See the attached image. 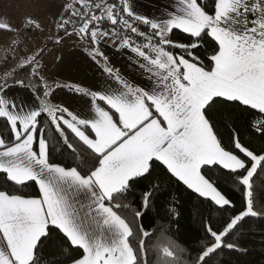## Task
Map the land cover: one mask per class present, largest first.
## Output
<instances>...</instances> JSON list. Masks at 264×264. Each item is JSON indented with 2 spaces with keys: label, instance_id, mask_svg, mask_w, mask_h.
I'll return each mask as SVG.
<instances>
[{
  "label": "snow or ice",
  "instance_id": "obj_1",
  "mask_svg": "<svg viewBox=\"0 0 264 264\" xmlns=\"http://www.w3.org/2000/svg\"><path fill=\"white\" fill-rule=\"evenodd\" d=\"M32 5L0 15V264L264 248V0Z\"/></svg>",
  "mask_w": 264,
  "mask_h": 264
},
{
  "label": "trees",
  "instance_id": "obj_2",
  "mask_svg": "<svg viewBox=\"0 0 264 264\" xmlns=\"http://www.w3.org/2000/svg\"><path fill=\"white\" fill-rule=\"evenodd\" d=\"M247 139V137H245ZM213 175H216L213 173ZM230 187V186H225ZM28 194H32V189L28 190ZM234 200L236 201L237 205L239 206V193H234L233 196ZM192 202H185L181 207L182 218H181V229L179 235L184 239H190L192 233L187 231L189 227H198V225H192V215L194 214L195 210L192 208ZM252 227H256L258 230L254 234L253 237H249L247 234L243 237V239L248 240L251 239L250 243H246L245 246L249 248L250 254H235V255H224L219 257L220 261L225 262V264H264V248L261 247V239L259 234V227L258 225H252Z\"/></svg>",
  "mask_w": 264,
  "mask_h": 264
},
{
  "label": "crops",
  "instance_id": "obj_3",
  "mask_svg": "<svg viewBox=\"0 0 264 264\" xmlns=\"http://www.w3.org/2000/svg\"><path fill=\"white\" fill-rule=\"evenodd\" d=\"M59 2V0H57ZM34 7L32 5V0H0V15L9 16L14 23H18L19 19L25 15L32 14ZM46 34V33H45ZM45 34H41L39 41H42ZM31 35L28 36L30 40ZM23 44L20 48L23 49ZM16 55L19 56V51L13 52L9 50L4 44H0V63H3L5 56Z\"/></svg>",
  "mask_w": 264,
  "mask_h": 264
},
{
  "label": "rangeland",
  "instance_id": "obj_4",
  "mask_svg": "<svg viewBox=\"0 0 264 264\" xmlns=\"http://www.w3.org/2000/svg\"><path fill=\"white\" fill-rule=\"evenodd\" d=\"M39 37H40V36H39ZM39 37H37V39H36L35 41H32V38H31L30 41H32V43H39V42H41V41L38 40Z\"/></svg>",
  "mask_w": 264,
  "mask_h": 264
}]
</instances>
